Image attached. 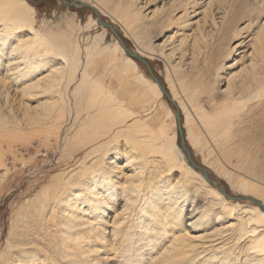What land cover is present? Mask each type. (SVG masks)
Segmentation results:
<instances>
[{
    "label": "bare ground",
    "instance_id": "1",
    "mask_svg": "<svg viewBox=\"0 0 264 264\" xmlns=\"http://www.w3.org/2000/svg\"><path fill=\"white\" fill-rule=\"evenodd\" d=\"M87 3L124 28L133 54L165 62L209 181L178 144L161 84L106 29L82 51L72 28L37 29L25 0H0V187L6 153L34 138L63 143L73 162L85 153L18 209L0 264H113L104 253L117 249L130 264H264V1Z\"/></svg>",
    "mask_w": 264,
    "mask_h": 264
},
{
    "label": "rangeland",
    "instance_id": "2",
    "mask_svg": "<svg viewBox=\"0 0 264 264\" xmlns=\"http://www.w3.org/2000/svg\"><path fill=\"white\" fill-rule=\"evenodd\" d=\"M34 10L36 13V27L40 30H47L48 27L58 33H66L70 28L74 30V40L77 38L81 43L82 51L88 46V42L85 40L86 36H96L103 33V29H106V36L105 39L108 43L113 42L112 36H114L118 41L119 39L124 43L125 48L130 51L138 50L135 43L130 39L127 35L124 28L116 23L115 20L109 14H102L98 13L95 9H91L88 7H82L77 3V7H72L60 0H25ZM69 3L74 2L75 0H65ZM77 2H84L87 3L88 0H76ZM254 6L258 1L260 4V0H251ZM264 0H261L263 2ZM88 4V3H87ZM99 15L102 19L103 23H107L111 25L114 30L116 31L119 39L112 33V31L108 28L103 27L102 25L98 24L97 26H93L90 31H81L80 27L85 26L91 18L98 21ZM99 23V22H98ZM44 25V26H43ZM108 32V33H107ZM164 39H160L159 42H162ZM83 41V42H82ZM120 42V41H119ZM121 43V42H120ZM122 45V44H121ZM123 46V45H122ZM124 47V46H123ZM128 54V53H127ZM148 65V67L142 63L141 61L134 59L135 62L139 65L140 70L146 75V77L151 81H158L159 84L163 87V89L170 94V88L167 81V72H166V65L165 62L162 61L158 57H151L149 55L142 57ZM235 59L238 57L235 56ZM29 83V81H24V83H20L16 85L14 88L17 91L22 90V88ZM165 97V98H164ZM163 102L165 103L166 107L170 109L175 115H177L178 108L176 104L172 103L167 97L164 95ZM167 100V101H166ZM27 103L32 102L25 99ZM34 105V104H33ZM19 106H15L18 108ZM171 107V108H170ZM8 111H10V107H7ZM181 123L183 124V116L181 115ZM176 130H178V125H176ZM184 130V129H183ZM178 133V132H177ZM185 133V130H184ZM65 134L62 133L60 137H64ZM38 139V140H37ZM52 144V143H51ZM178 144L181 146V137L178 133ZM58 145V146H57ZM53 144L50 146L41 145V141L39 138L32 139V143L30 146H23L18 145L16 148L18 150V158H14L13 155L6 153V163L10 170L9 175L7 177V181L0 187V246L2 245V249H4L6 245L7 238L9 237V232L12 227V222L15 221L16 214L18 209L28 203V200L32 198L36 193H38L42 186L47 185L50 183L51 178L54 174L61 173L62 171L66 172L74 166L76 160L81 159L85 153L81 152V155H77V158L73 162V159L69 158V154H65L63 152L64 148L63 143L62 145ZM53 146V147H51ZM186 148L189 147V143L186 142ZM6 145H3V150L6 152L7 150ZM121 149V148H120ZM190 151V149H189ZM191 153L192 150H191ZM63 155V156H62ZM75 155V154H73ZM65 156V157H64ZM76 156V155H75ZM192 156V154H191ZM63 157V158H61ZM118 163L121 166H124L123 159H120ZM193 160L197 161V163H201V160L196 158L193 153ZM199 160V161H198ZM65 166V167H64ZM127 173V169H122V173ZM117 177L114 179H120L119 182L124 183L126 181V177L121 175V173L114 174ZM210 177L215 181H217L221 187L224 188L225 191L228 192L229 195L235 196L232 188L229 184L218 177L216 174H210ZM118 182V181H117ZM241 198V202L246 200H242L241 194H236ZM201 204V202H199ZM263 204V203H262ZM119 205V203H118ZM15 212V213H14ZM110 212H117V209L111 210ZM111 213V215H112ZM120 244V243H119ZM118 244V245H119ZM121 245V244H120ZM119 245V246H120ZM118 248V247H117ZM1 251V250H0ZM115 251V250H114ZM114 251H109L105 254L104 261L114 262L113 264H130V262L126 261V258L122 257L121 250L115 251L117 257L115 258ZM114 257V258H111ZM108 258V259H106ZM119 260V261H118Z\"/></svg>",
    "mask_w": 264,
    "mask_h": 264
},
{
    "label": "water",
    "instance_id": "3",
    "mask_svg": "<svg viewBox=\"0 0 264 264\" xmlns=\"http://www.w3.org/2000/svg\"><path fill=\"white\" fill-rule=\"evenodd\" d=\"M60 1L66 3V4H68V5H70V6H72V7H77V3H78V4H79L80 6H82V7H88V8H91V9L94 10V8H93L91 5H89V4H87V3H84V2H79V1L77 2L76 0H75L74 2H72V3H69V2H67V1H65V0H60ZM97 16H98V22H99V24L102 25V26L105 27V28L110 29V30L112 31V33H113V34L119 39V37H118L116 31L114 30V28H113L111 25L107 24V23H103L101 17H100L99 15H97ZM119 41L121 42V44H122V45L124 46V48H125L124 43H123L120 39H119ZM125 50H126V52H127L132 58L141 61V62L144 63V64L148 67V69L150 70L148 63H147L144 59H142L141 57H139V56L133 54L130 50H127L126 48H125ZM156 81H157V80H156ZM160 87H161V89H162V91H163V94H164V95L170 100V96H169V94L163 89V87H162L161 85H160ZM177 125H178V133H179V135H180V137H181V146H182V148H183V150H184V152H185V154H186L188 160L192 163L193 166H195V168H197L199 171H201V172L206 176V179L209 181L208 176H207V172H206L203 168H201V167L196 166V165L193 164L192 159H191V157H190V154H189V152H188V150H187V148H186V146H185V136H184V131H183L182 124H181V117H180V113H179V111H177ZM221 192H222L227 198H229V199H233L232 197H230L229 195H227L224 191H221ZM262 208H263V210H264V207H262Z\"/></svg>",
    "mask_w": 264,
    "mask_h": 264
}]
</instances>
